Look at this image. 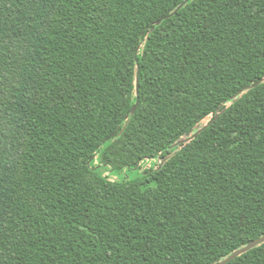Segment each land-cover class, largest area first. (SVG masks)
I'll return each mask as SVG.
<instances>
[{
    "label": "trees",
    "instance_id": "obj_1",
    "mask_svg": "<svg viewBox=\"0 0 264 264\" xmlns=\"http://www.w3.org/2000/svg\"><path fill=\"white\" fill-rule=\"evenodd\" d=\"M184 1L0 0V264H216L264 235V82L238 95L264 0L156 24Z\"/></svg>",
    "mask_w": 264,
    "mask_h": 264
},
{
    "label": "water",
    "instance_id": "obj_2",
    "mask_svg": "<svg viewBox=\"0 0 264 264\" xmlns=\"http://www.w3.org/2000/svg\"><path fill=\"white\" fill-rule=\"evenodd\" d=\"M187 2H188V0H185V1H184V2H183L178 8L174 11V12H172V13L166 15V16H165L164 18H162V19H159V20L157 21L156 24H157V25H160L164 19H168V18L172 17L173 15H175V14H176L181 8H183V7L187 4ZM137 82H138V84H139V76L137 77ZM262 82H264V78H262L259 82H257V83L254 84V85H249V86L245 87L242 91H240V92L238 93V95H241V94L244 93L245 91H248V90L252 89L253 87L258 86V85L261 84ZM235 97H237V96H235ZM136 109H137V105H135V106L133 107V109H132V115L135 113ZM219 115H220V113L216 115V118H218ZM216 118H215V119H216ZM207 126H208V124H206L204 127H201L200 129H198V130H197L194 134H192L191 136L181 138V139H180L178 142H176L174 145H180V144L188 143L189 141H191L192 139H194L199 133H201L202 130H203L205 127H207ZM262 243H264V235L261 236L260 238L256 239V240L251 241L248 245H246V246L240 248L239 250H236V251H235L234 253H232L230 256H228L227 258L223 259L222 261H220V262H218V263H216V264H226V263L230 262L231 260H233V259L237 258L238 256H240L241 254H243V253H245V252L251 250L252 248H254V247H256V246H258V245H260V244H262Z\"/></svg>",
    "mask_w": 264,
    "mask_h": 264
},
{
    "label": "rangeland",
    "instance_id": "obj_3",
    "mask_svg": "<svg viewBox=\"0 0 264 264\" xmlns=\"http://www.w3.org/2000/svg\"><path fill=\"white\" fill-rule=\"evenodd\" d=\"M209 119H210V117H208V118H206L204 121H203V123H207L208 121H209ZM148 162V163H147ZM146 163H145V167H147V168H149V167H151V166H154V165H156L157 164V161L156 160H150V161H147ZM138 172H136V171H132V172H130V175L131 176H136V174H137ZM114 178H116L115 176H113Z\"/></svg>",
    "mask_w": 264,
    "mask_h": 264
}]
</instances>
